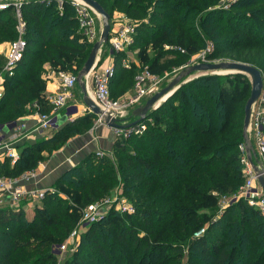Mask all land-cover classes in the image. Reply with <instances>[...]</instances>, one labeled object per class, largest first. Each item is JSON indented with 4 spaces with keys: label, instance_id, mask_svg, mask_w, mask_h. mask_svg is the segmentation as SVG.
Listing matches in <instances>:
<instances>
[{
    "label": "trees",
    "instance_id": "16d2710c",
    "mask_svg": "<svg viewBox=\"0 0 264 264\" xmlns=\"http://www.w3.org/2000/svg\"><path fill=\"white\" fill-rule=\"evenodd\" d=\"M96 1L111 16L119 11L137 22L129 49H137L136 60L153 75L189 62L209 43V61L230 59L264 71V0H234L216 9L220 0ZM21 11L27 47L15 75L4 81L0 125L30 114L36 102L49 113L45 66L78 75L92 49L70 0L23 1ZM16 25L10 3L0 10L1 38L16 40ZM126 57L123 51L114 58L113 99V86L124 94L140 71L134 62L122 67ZM4 64L0 60V70ZM250 93L243 74L190 81L141 122L142 134L115 141V161L91 153L66 170L31 218L23 207H1L0 264H58L53 249L70 236L82 210L119 191L133 213L110 208L63 264H264V216L243 198L221 205L245 184L238 119ZM93 118L88 112L49 138L19 143L14 163L0 158V176L36 170L45 153L60 149Z\"/></svg>",
    "mask_w": 264,
    "mask_h": 264
},
{
    "label": "built area",
    "instance_id": "2783aa9c",
    "mask_svg": "<svg viewBox=\"0 0 264 264\" xmlns=\"http://www.w3.org/2000/svg\"><path fill=\"white\" fill-rule=\"evenodd\" d=\"M71 5L75 9L76 18L79 23V28L86 37L87 41L93 46L99 39L96 34L95 19L101 20L99 15L86 3L81 0H70ZM15 7L17 17V39L10 42L6 52V61L3 68L0 70V99L4 95V81L6 78L15 75L20 61L23 59L27 42L25 40L26 22L23 18L21 7L22 1L16 0L11 3ZM10 2L1 3L0 10L7 9ZM62 3H60V8ZM112 38L102 48L97 64L90 75L86 78L87 90L93 101L101 107L106 113H109L116 120H120L123 124H128V113L134 106L139 105L145 98H149L159 91L158 84L160 82L159 76L153 75L148 67H141L137 60L124 58L121 66L130 69L134 62L140 67V71L135 77L134 88L136 94L125 99H113L111 96L110 82L116 73L115 55L118 52H123L132 44L134 27L124 26L118 30H111ZM103 53L105 61H102ZM200 58V57H199ZM44 76V75H43ZM53 78L57 82L54 92L46 94V102L51 106L49 113L42 112L40 105L34 103L35 111L21 117L8 124L0 125V148L8 146V144L24 143L34 139L39 134L44 133L49 129L57 126V115L61 110L67 113L77 115V108L82 105L87 112L90 110L85 107L83 98L80 93H76L77 75L70 72H54L51 71L47 76H44L46 82ZM91 80V84L89 81ZM98 121L105 125L101 117H97ZM72 120V119H71ZM33 121V125L29 122ZM146 125L139 123L135 126L129 127L125 130H115L119 137L128 138L131 135H139L144 132ZM249 135L256 151L257 159L263 163L264 166V81L263 88L259 99L255 103L249 127ZM240 151L244 154L243 164L246 166L244 173L246 176L245 184L240 193L230 198L231 200L222 202L221 205L225 208L238 199L243 198L247 201L249 206L256 208L264 216V191L257 182L251 165L249 164L244 144L240 146ZM7 155L11 156L14 161L18 159V155L14 148H9ZM35 176V171L26 172L18 178H8L0 176V208L8 206L13 210H18L23 201L33 203L41 201L45 193L51 188L41 189L37 187L26 188L22 185V181L30 180ZM53 191V190H52ZM107 201L99 202L98 204H90L82 210L80 222L71 232L67 241L63 244L55 246L59 253H63L67 245L74 243L75 237L78 235V230L81 227H89L96 223L105 214V209H99L100 206L105 205ZM126 212H132V208H123ZM56 254V251L54 252ZM57 255V254H56Z\"/></svg>",
    "mask_w": 264,
    "mask_h": 264
},
{
    "label": "water",
    "instance_id": "95a60500",
    "mask_svg": "<svg viewBox=\"0 0 264 264\" xmlns=\"http://www.w3.org/2000/svg\"><path fill=\"white\" fill-rule=\"evenodd\" d=\"M13 1H11V3H13ZM81 1L90 6L99 15L102 22L99 39L92 46L90 54L83 68L77 75V84L83 98V103L85 107L90 110V113H92L95 117H101L103 123L110 129L125 130L144 121L152 112L159 109L169 98H171L179 90V88H181L182 85L190 81L207 75L243 74L250 78L251 83V93L244 108V147L247 160L251 165L255 176L257 177L258 184L264 191V166L263 163L257 159L256 151L249 135L252 110L255 103L259 99L263 88V75L261 71L249 64L235 61H209L205 55L204 59L199 60L198 63L184 68L164 88L148 98L144 104L138 106L132 113V117L135 119V121L128 124H123L120 120H116L109 113H106L93 101L88 93L86 84V78L95 68L102 48L112 38L110 23L111 15L96 0Z\"/></svg>",
    "mask_w": 264,
    "mask_h": 264
},
{
    "label": "rangeland",
    "instance_id": "374dc122",
    "mask_svg": "<svg viewBox=\"0 0 264 264\" xmlns=\"http://www.w3.org/2000/svg\"><path fill=\"white\" fill-rule=\"evenodd\" d=\"M13 0H0V4L1 3H8ZM24 1H30V0H24ZM32 1V0H31ZM34 1V0H33ZM56 1H62V0H56ZM231 1H234V0H220V2L218 3V6H215L213 7V9H216V8H220V6L226 8V4H229V2ZM23 2V1H22ZM212 9V8H211ZM199 16H197L195 18L196 20V24H198V20H199ZM8 19V17L6 18ZM5 19V20H6ZM110 23H111V30H118L120 29V27H123L128 25V26H133L134 29H135V26H136V21H134L133 19H131L130 17L126 16L125 13H122V12H119V11H115L113 12L112 16H111V20H110ZM95 27H96V34H97V38H99L100 36V32H101V27H102V22L100 19L96 18L95 19ZM135 33V31H134ZM135 35V34H134ZM134 35L132 36L133 37V42H134ZM10 42H12V38L10 39H6V38H1L0 36V60H5L6 61V52L8 50V46L10 44ZM132 42V43H133ZM130 45L126 48V53H127V57L126 58H129L131 60H136V53H137V49L136 48H132V49H129ZM212 49V45L209 43L207 45L206 48H204L202 50V52L194 57L191 58V60H189V62H182L180 63L178 66H176L175 68H173L170 72L162 75L159 77V84H158V87H159V90H161L162 88H164L170 81H172V79H174V77H176L180 71H182L184 68H186L187 66L189 65H192V64H195V63H198L199 60H202L204 59L205 55L207 53L210 52V50ZM102 55V53L100 54V56ZM105 55L103 53V56H102V61H105ZM201 57V59L199 58ZM216 61H233V60H230V59H219V60H216ZM179 63V62H178ZM44 72H43V75L44 76H47L48 73L50 72V68L49 66H45L44 68ZM262 75H263V81H264V71L262 72ZM224 75H231V74H221L220 76H224ZM247 77V76H246ZM248 80L250 81V78L247 77ZM89 84H91V80L89 81ZM116 85V83L114 84ZM76 93L78 95H80V89L79 87H77V90H76ZM136 94V90L134 88V86H130L126 89V91L123 93L120 92V89L119 88H116V86H113V95H114V98L115 99H125V98H128L130 96H133ZM150 98V97H149ZM148 98H145L143 100V102H141L139 105H136L134 106L132 109H130L129 113H128V122H133L135 121V119L132 117V113L133 111L140 105L144 104L145 101L147 100ZM32 106L30 107V111L33 112L35 111V108H34V104H31ZM84 107L82 105H80L78 108H77V112L76 114L77 115H74V111H71L72 114H70L69 117L66 116V118H64L65 120L64 121H60V123L58 124L57 122V126L55 128H57L55 131L57 132V130L62 127L63 125H65L67 122H73L76 118L78 117H82L83 115H86L88 114L87 110L83 109ZM243 109H244V105L242 107V118L239 117L238 121L242 123L243 125V119H244V113H243ZM64 113H66V111L64 110L63 111ZM62 112V113H63ZM78 116V117H77ZM76 117V118H75ZM72 119V120H71ZM100 127H103V128H108L106 125H102L101 122L98 121V118L95 117L91 120V123L90 125L87 126L86 130H84L83 132L75 135L74 137H72L65 145H63L60 149L58 150H54L52 153L48 154V153H45V159L43 160L42 163L52 159L54 156H56L58 154V152L60 150H62L66 145H68L69 143L71 142H76L77 140H79V138H84V137H87L89 138V136H91L93 134V132L96 130V128H100ZM109 129V128H108ZM112 132L115 133L114 130L111 129ZM55 132V133H56ZM54 133V134H55ZM91 134V135H89ZM116 134V133H115ZM53 136V135H52ZM41 137H44L43 135L39 134L37 137H35L34 139H31L30 141H34L36 139H39ZM46 137V136H45ZM51 137V136H49ZM48 137V138H49ZM121 139V137L118 136V134H116V140L117 139ZM10 147H14V144H8V146L4 147L3 149L0 150V158H4V157H8L10 160H11V163H13L14 159L11 157V156H8L7 155V151L9 150ZM16 153L17 155L19 156V150H18V147H16ZM49 149V148H48ZM131 151H134L133 150V146H131L130 144V148ZM98 155L101 156V157H109V159L115 161L116 160V153L113 151V146L107 150H104L101 148V150H99L98 152ZM108 155V156H106ZM244 166V169L246 168V166L243 164ZM50 188V187H49ZM121 195V192L119 191L118 193H116L112 198H108L106 201L107 203L105 205H102L99 207V209H105V213H107V211L111 208H114L116 211H118L120 214L122 213H127L126 211L123 210V208H132L131 205L129 204V202L124 199L123 197L120 196ZM233 196L235 195H232V196H229V197H222L221 198V201L223 202L225 199L226 201H229L231 200L230 198H232ZM41 201H35L31 204V206L28 205L27 202H24L22 203L21 207H23L26 211L28 212H25L27 213L28 216H30L29 214H31V211H34L35 209V206L37 204H39ZM99 202H95L93 204H98ZM29 206V207H27ZM31 209V210H30ZM24 210V211H25ZM134 210H132L131 213H133ZM89 227H81L79 228L78 230V235L75 237L74 239V243L72 244H69L67 245V248L66 250L63 252V253H59L60 251H57V249L55 248V251H56V254L58 256V264H63L64 263V260L67 259V258H70V256L73 254V252L79 248V245L81 243V236L88 230ZM68 239V238H67ZM67 241V240H66ZM54 251V252H55Z\"/></svg>",
    "mask_w": 264,
    "mask_h": 264
},
{
    "label": "crops",
    "instance_id": "0c3cea01",
    "mask_svg": "<svg viewBox=\"0 0 264 264\" xmlns=\"http://www.w3.org/2000/svg\"><path fill=\"white\" fill-rule=\"evenodd\" d=\"M56 86H57V82L53 78H51L47 82L46 94H51L52 92H54ZM63 111L64 110H61L57 115L58 124L60 123L61 120L64 121L65 120L64 118H66V116L67 117L70 116V114L67 113V111L66 113H64ZM33 124H34L33 121L29 122V125H33ZM56 129L57 128L49 129L44 133H42L41 135H43L44 137L52 136L56 132L55 131ZM115 141H116V134L112 132L110 128L109 129L103 127L96 128V130L93 132L91 136H89V138L87 137L79 138V140H77L76 142L69 143L62 150H60L58 154L54 156L52 159L44 163H41L38 166V168L34 170L35 176L32 177L30 180L22 181V185L26 188L37 187L41 189H46L52 187V185L66 170L80 163L87 155L91 153H98L99 150H101V148L104 150L111 148L112 146H114ZM18 144L19 143L15 144L14 147H10V148H14V150L16 151L17 150L16 147ZM3 148H0V150ZM24 202L26 201H23L22 203ZM31 204L32 203H28L29 206H31ZM7 205L9 206L10 204L7 203ZM25 212L28 211L25 210ZM29 215L30 216L27 215V217L31 218L33 215V211H31V214Z\"/></svg>",
    "mask_w": 264,
    "mask_h": 264
}]
</instances>
